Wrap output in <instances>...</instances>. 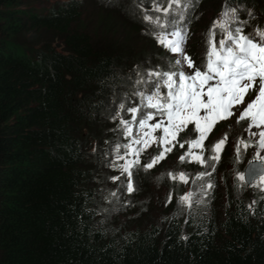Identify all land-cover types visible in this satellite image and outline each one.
<instances>
[{
    "label": "trees",
    "instance_id": "trees-1",
    "mask_svg": "<svg viewBox=\"0 0 264 264\" xmlns=\"http://www.w3.org/2000/svg\"><path fill=\"white\" fill-rule=\"evenodd\" d=\"M205 2L198 0L187 20ZM209 3L234 4L243 17L250 7L264 26V0ZM135 8L132 0H0V264H264V193L237 190L233 174L248 153L237 164L236 144L205 178L215 184L207 196L195 178L211 169L179 161L187 144L147 172L134 170L138 190L131 195L123 176L110 179L120 175L111 167L114 146L131 139L119 128L131 114L113 119L118 106L129 107V96L149 87L136 84L140 75L164 70L155 55L169 58ZM192 22L190 29L206 27L202 18ZM207 39L188 44L193 62L205 60ZM232 127L213 128L205 157L219 132ZM243 132L228 139H246ZM197 135L190 124L178 140ZM140 159L149 162L144 153ZM168 172H185L189 183ZM189 191L205 203L179 205Z\"/></svg>",
    "mask_w": 264,
    "mask_h": 264
},
{
    "label": "snow or ice",
    "instance_id": "snow-or-ice-1",
    "mask_svg": "<svg viewBox=\"0 0 264 264\" xmlns=\"http://www.w3.org/2000/svg\"><path fill=\"white\" fill-rule=\"evenodd\" d=\"M150 2V10L143 9L142 4L140 5L143 20L152 26L150 34L154 35L160 45L179 58L171 62L170 70L149 69L140 75L136 84H148L151 89L134 93L140 100L138 106L126 108L124 103L119 104L113 119L119 117L122 111L131 114L130 120L122 117L119 120V128L124 137L131 139L128 143L114 146L115 159L111 167L118 169L120 175L110 179L113 182L121 181L123 176L125 179L121 181V185L131 195L138 190L133 180L134 170L142 168L147 172L166 159L176 144L181 149L187 144L188 149L179 157V161L182 164L196 162L206 169H211L198 173L195 178L204 181L199 185L200 194L207 196L215 184L205 178H210L216 171L228 135L225 133L223 138L211 146L207 157L204 155V141L219 121L233 117V109L244 104L245 97L255 92L254 98L237 117V123L249 121L246 131L250 139L238 138L235 147L236 163L242 161V153H246L249 148L254 147L256 151L245 171L236 172V180L238 191L246 185L264 193V28L257 27L253 34H246L244 28L247 21L240 18V10L225 4L208 30L206 61L201 70L185 51L189 35L187 14L194 10L198 0ZM217 35L220 36L219 40L216 39ZM184 65L194 71H184ZM157 117L160 119L157 120ZM154 120L155 123H150ZM190 124L194 125V131L198 135L181 142L178 136ZM253 128L258 131L254 132ZM158 130L162 134L155 136L154 133ZM153 144L160 148L158 154L152 156L149 162L141 164V155ZM194 149L200 151L196 152ZM121 160L125 162L117 163ZM167 176L173 181L189 183L185 172H168ZM110 195L117 197V192L113 191ZM194 195L192 191L181 195L179 205L191 209L194 204L205 203L203 199L194 200ZM171 202L170 192L166 203ZM254 205L255 201L248 205L249 209Z\"/></svg>",
    "mask_w": 264,
    "mask_h": 264
},
{
    "label": "rangeland",
    "instance_id": "rangeland-1",
    "mask_svg": "<svg viewBox=\"0 0 264 264\" xmlns=\"http://www.w3.org/2000/svg\"><path fill=\"white\" fill-rule=\"evenodd\" d=\"M208 1L209 0H206V2L202 6H200V9L201 8H203V9L198 14V18H199V21L198 22L200 23L201 18H202V19L206 20L205 23L210 26L212 24V22L214 21V15L217 12L219 6L216 7V8H214V6L211 7V5H210L211 2L209 4H206ZM40 6H42V5L35 4V7H37V8L40 7ZM253 16H254V14L251 13V15H250L249 18H252ZM138 37L144 38L142 35H138ZM136 44H138V46H141V47H144L145 48V45L143 44V42L141 41V39H139L138 41H136ZM163 50H167V49L164 48ZM167 52L169 54L168 60H163V59L157 58V55H155L154 58H153V61H155V62L156 61L162 62V67H163L164 70H170L172 68V63L171 62L174 61L175 59L179 58L177 55H174V54L170 53L168 50H167ZM195 66L196 67H199L198 66V63H196ZM177 67H180V66H177ZM183 70L186 71V72H192V71H194V69H188L186 65L183 66ZM254 96H255V92H253L251 95L246 96L245 97V103L242 104V105L236 106L233 109V111L235 113V115L233 117H231V118H229L227 120L219 121L216 124L215 127H218L219 125H221L223 123H227V125L229 124V125H232L233 126L232 128H229L227 130L226 129L221 130L219 132V135L216 134L217 135L216 136L217 137V141L219 139L223 138V136L225 134V131H226L227 135H233V136H235V134H234L235 130H238L239 132H241L243 130L244 131L243 132L244 137H246V139H250V137L248 135V132L246 131V129L248 127L249 121L248 120H244V121H241L240 123H237V117L239 116V114L243 110V108L246 107L247 103L250 102L251 99L254 98ZM233 119H235V120L233 121ZM155 122H156V120L151 121L150 123H155ZM193 127H194V125H193ZM253 131L255 132V131H258V130L255 129V128H253ZM161 134L162 133L159 130L156 133H154L155 136H159ZM235 137H237V136H235ZM251 139L255 140L256 138H251ZM237 140L238 139H233V138L230 137L229 140H228V143H226L227 144L226 148L227 147H231L233 144H235L237 142ZM156 146H157L156 144H153L152 147L148 148L145 152L146 153L148 152V155H152L151 153L154 150H160ZM136 147H138V146H136ZM194 151L199 152L200 150L199 149H194ZM255 151H256V149L254 147L253 148H250V150L248 152L249 153V156H254ZM262 154H264V153H262ZM127 158H131V157H127ZM233 176L235 177L236 176V173L233 174ZM157 188H159V187L157 186ZM160 188H161V186H160ZM247 188H251V190L249 191V193H262L257 188H254V187H247ZM152 189H156V186L155 187L153 186ZM157 190H160V189H157Z\"/></svg>",
    "mask_w": 264,
    "mask_h": 264
},
{
    "label": "clouds",
    "instance_id": "clouds-1",
    "mask_svg": "<svg viewBox=\"0 0 264 264\" xmlns=\"http://www.w3.org/2000/svg\"><path fill=\"white\" fill-rule=\"evenodd\" d=\"M133 2H135V6H136V11H137V13H138V15H139V17H140V21L141 22H143L144 23V25H146V26H149V28H146V29H148L147 30V33L151 36V32H152V26L150 25V24H148L147 22H145L144 20H143V12H142V10H141V7H140V5L142 4V6H143V9H147V10H150L151 8V2H150V0H132ZM247 8V9H246ZM245 9L246 10H249V11H251V13H255V11L253 10V9H251L250 7H245ZM134 14V13H133ZM154 14V13H153ZM198 15V14H197ZM250 17V15H249V13H248V15L246 16V17H243L242 16V20H245V21H247V23H249V21H258L257 20V18H256V16H255V14H254V16L252 17V18H249ZM197 19H198V17H196V19L194 18V14H191V17H190V19L189 20H187L186 19V23H187V25L188 26H190V27H192V21H196L197 22ZM192 20V21H191ZM198 23V22H197ZM199 25H200V23H199ZM201 27V26H200ZM209 25H207L206 24V27L204 28V27H202V28H197L196 30L194 29V28H192V33L188 36V39H187V43H186V46L188 47V44H190V43H192L193 42V37H196V36H198L199 37V39H205L206 38V36H207V33H208V30H209ZM152 37V36H151ZM153 38V37H152ZM196 41H198V39L196 40ZM155 43V42H154ZM155 45H156V43H155ZM157 46V45H156ZM132 96H129V101H128V103H129V107H132V106H138L139 104H140V100H139V98H135V99H133V98H131ZM158 119H160L159 117H157V120ZM229 140V139H228ZM228 140H227V143H228ZM236 144V143H235ZM227 146V144L225 145V147ZM158 149H160L158 146H156ZM224 147V148H225ZM159 151V150H158ZM249 152V150H247V153ZM144 155H145V157L146 158H148L149 160L151 159V157H152V155H148V152L146 153H144ZM253 158V156H249V153H248V156L245 158V160H244V162H243V167H242V170H241V172L243 171V169H244V167H245V165L249 162V160H251ZM147 159V160H148ZM246 186V185H245ZM248 187V186H247ZM249 189H251V188H249ZM261 194H263V193H261Z\"/></svg>",
    "mask_w": 264,
    "mask_h": 264
},
{
    "label": "water",
    "instance_id": "water-1",
    "mask_svg": "<svg viewBox=\"0 0 264 264\" xmlns=\"http://www.w3.org/2000/svg\"><path fill=\"white\" fill-rule=\"evenodd\" d=\"M247 167H248V163L245 165L243 171H245V169H246ZM243 171H242V172H243Z\"/></svg>",
    "mask_w": 264,
    "mask_h": 264
}]
</instances>
